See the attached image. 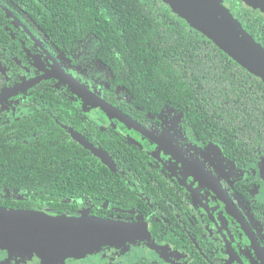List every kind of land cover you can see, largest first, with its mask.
Returning a JSON list of instances; mask_svg holds the SVG:
<instances>
[{
	"label": "flooded vegetation",
	"instance_id": "1",
	"mask_svg": "<svg viewBox=\"0 0 264 264\" xmlns=\"http://www.w3.org/2000/svg\"><path fill=\"white\" fill-rule=\"evenodd\" d=\"M25 3L0 0V211L131 229L60 264H264V118L227 130L201 109L132 107L96 35L58 46Z\"/></svg>",
	"mask_w": 264,
	"mask_h": 264
},
{
	"label": "trees",
	"instance_id": "2",
	"mask_svg": "<svg viewBox=\"0 0 264 264\" xmlns=\"http://www.w3.org/2000/svg\"><path fill=\"white\" fill-rule=\"evenodd\" d=\"M24 1L43 17L40 25L58 46L69 47L90 33L96 35L100 58L116 75L115 86L134 95L132 107L154 112L169 103L183 110L201 109L192 115L205 116L227 130L264 118L257 114L264 110V83L162 0ZM228 5L264 46V14L241 0H229Z\"/></svg>",
	"mask_w": 264,
	"mask_h": 264
},
{
	"label": "water",
	"instance_id": "3",
	"mask_svg": "<svg viewBox=\"0 0 264 264\" xmlns=\"http://www.w3.org/2000/svg\"><path fill=\"white\" fill-rule=\"evenodd\" d=\"M162 1L194 31L204 35L217 48L264 83V46L244 29L223 0ZM241 1L247 7L264 14V0ZM69 84L78 89L79 84L75 82ZM97 104L115 113L125 123L134 126L135 122L123 116L116 108L103 101ZM96 223L119 225L95 218L1 210L0 250L7 251L10 255H35L42 264H60L67 258L91 254L102 245L119 240L122 234L127 232L96 231L90 227Z\"/></svg>",
	"mask_w": 264,
	"mask_h": 264
},
{
	"label": "snow or ice",
	"instance_id": "4",
	"mask_svg": "<svg viewBox=\"0 0 264 264\" xmlns=\"http://www.w3.org/2000/svg\"><path fill=\"white\" fill-rule=\"evenodd\" d=\"M90 227L93 230L101 231V232H105V231H121V230L128 231V230H131V229H129L126 226H123V225H105V224H99V223L93 224Z\"/></svg>",
	"mask_w": 264,
	"mask_h": 264
},
{
	"label": "rangeland",
	"instance_id": "5",
	"mask_svg": "<svg viewBox=\"0 0 264 264\" xmlns=\"http://www.w3.org/2000/svg\"><path fill=\"white\" fill-rule=\"evenodd\" d=\"M229 6V5H228ZM89 42H90V45H91V40H89ZM92 46H93V44H92ZM90 49H88V48H86V49H83V51H82V54H81V58H83L84 59V61H88V60H90V58H91V53H90Z\"/></svg>",
	"mask_w": 264,
	"mask_h": 264
}]
</instances>
